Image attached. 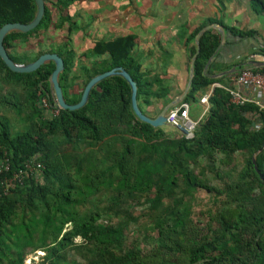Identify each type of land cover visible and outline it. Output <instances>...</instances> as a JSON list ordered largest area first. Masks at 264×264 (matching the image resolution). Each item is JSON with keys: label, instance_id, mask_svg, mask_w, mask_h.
Masks as SVG:
<instances>
[{"label": "trees", "instance_id": "16d2710c", "mask_svg": "<svg viewBox=\"0 0 264 264\" xmlns=\"http://www.w3.org/2000/svg\"><path fill=\"white\" fill-rule=\"evenodd\" d=\"M44 1L34 30L5 37L9 57L27 65L46 53L60 56L59 83L70 105L80 102L94 77L120 67L137 83L142 112L156 118L166 105L148 110L163 96L151 92L158 80H148L132 55L133 36L97 42L89 54L94 61L82 68V91L71 92L76 76L69 43L43 50L39 38L51 29L56 10L72 0ZM250 2L264 15V0ZM36 14L35 0H0V29L29 24ZM76 30L69 26L68 35ZM219 44L213 30L201 37L182 102H200V92L216 83L205 68ZM254 53L264 57V45ZM239 67L235 75L244 68L264 72L249 62ZM54 70L50 61L17 73L0 57V160L7 155L11 162L0 175V264H25L37 252L44 255L35 264H264V108L232 103L225 89L230 84L214 88L205 118L187 139L178 128L172 135L166 130L172 127L139 119L121 75L98 82L84 107L61 109L51 89ZM6 86L19 87L21 99L10 98ZM42 99L59 114L45 109ZM8 109L20 115L23 130H14ZM19 170L25 171L22 183H5Z\"/></svg>", "mask_w": 264, "mask_h": 264}, {"label": "crops", "instance_id": "0c3cea01", "mask_svg": "<svg viewBox=\"0 0 264 264\" xmlns=\"http://www.w3.org/2000/svg\"><path fill=\"white\" fill-rule=\"evenodd\" d=\"M61 19L69 21L62 29H54ZM210 20L216 22L209 25ZM71 25L77 30L68 35ZM212 26L224 29L225 38L221 49L210 58L208 67L206 65V75L216 80L214 85L230 84L229 87L240 90L243 95L264 106V94H260L259 89L242 88L234 81L239 66L250 61H264L260 55L250 59L258 55L254 51L264 45V15L253 8L250 0H72L67 8L62 6L56 10L51 29L39 40L43 50L63 42L69 43L74 52L72 75L76 76L71 92L78 95L82 91L79 92L83 83L82 68L94 61L95 58L89 54L96 43L133 36L132 55L148 80H158L151 92H159L163 96L151 99L153 105L148 110L153 111L180 100L188 91L200 32L209 27L203 35L213 30L218 32L220 43L222 41L219 28ZM225 27L242 32L253 31L255 34L241 37ZM32 44L38 42L35 40ZM219 79L224 82L219 83ZM214 85L200 92V102L191 105L190 116L194 121L201 122L205 118L209 108L201 103V99L212 94ZM172 129V135L178 134L175 128Z\"/></svg>", "mask_w": 264, "mask_h": 264}, {"label": "water", "instance_id": "95a60500", "mask_svg": "<svg viewBox=\"0 0 264 264\" xmlns=\"http://www.w3.org/2000/svg\"><path fill=\"white\" fill-rule=\"evenodd\" d=\"M35 2L37 5V14H36V17L34 18V20L32 22H30L29 24L10 23V24L4 25L0 29V57L5 62L6 66L10 70H12L13 72H17V73H31V72L38 70L42 65H44L47 62H50V61L54 62L55 63V70L52 73L51 78H50L51 89L54 93V96H55V99H56L58 106L63 110H78V109L84 107L88 102L89 95H90L92 88L98 82H100L101 80H103L109 76L121 75L129 82V84L132 88V106H133V110H134L135 114L137 115V117L139 119H141L142 121L151 124L154 127H165V126H167L166 115H167L168 111L171 108L175 107L176 104L181 103L183 101V99L187 96L189 89L192 85V81L194 78V62H195L197 55L199 53V50H200L199 38L203 35V33L206 30L210 29L209 27L202 30L200 32L198 38H197L198 52L194 56V60H193V63L191 65L190 81H189L188 91L185 93V95L180 100H177L175 102H171L167 106H165V108L160 112V114L156 118H150V117L146 116L139 107L138 100H137V94H138L137 83L132 79V77L130 76V74L128 72H126L124 69H122L120 67L114 68L111 71H108L104 74H101V75L94 77L88 83V85L85 87L80 102L75 104V105H70L66 102L62 87L59 83V76L65 69L64 61L60 56H58L55 53H46V54H43L42 56H40L35 62H33L31 64H27V65H19V64L15 63L9 57V55H8V53L4 47L5 37L9 33H11L12 31H19V32L26 33V32L34 30L40 24V22L44 16L45 1L44 0H35ZM212 28H219V27L212 26ZM219 31L222 35V41H221L219 47L217 48L215 54L221 49V47L223 45L224 38H225L224 29L219 28ZM210 62H211V59L208 62L207 67L210 64ZM249 64L252 66H255L257 68L264 67V61H250ZM207 67H206L205 71H207V69H208ZM178 129L184 134L187 133L183 127H179Z\"/></svg>", "mask_w": 264, "mask_h": 264}, {"label": "built area", "instance_id": "2783aa9c", "mask_svg": "<svg viewBox=\"0 0 264 264\" xmlns=\"http://www.w3.org/2000/svg\"><path fill=\"white\" fill-rule=\"evenodd\" d=\"M259 57V55L251 56V60ZM235 83L242 88L250 89L256 88L260 90V94H264V72L255 71L250 68H244L235 77ZM213 88H225L221 84H215ZM231 97V102L236 105H244L246 103H256L257 100L251 99L242 94V92L236 88H225ZM211 95H207L201 99V103L206 104L209 108V98ZM41 104L45 109L51 110L52 115H58L60 108L50 109V104L46 99L41 100ZM191 105L188 102H181L178 106L171 108L166 115V124L172 128L183 127L186 130V138H194L195 131L197 130L200 121H194L190 116ZM259 105V104H258ZM260 106V105H259ZM264 108V106H260ZM27 169L33 172V168L27 165ZM11 170V162L7 155L0 160V175L8 173ZM24 170L14 172L11 178H6L5 183H22L24 178Z\"/></svg>", "mask_w": 264, "mask_h": 264}, {"label": "rangeland", "instance_id": "374dc122", "mask_svg": "<svg viewBox=\"0 0 264 264\" xmlns=\"http://www.w3.org/2000/svg\"><path fill=\"white\" fill-rule=\"evenodd\" d=\"M27 51H29V50H27ZM6 89H7L6 91L9 94L10 98H12L14 100V98H16V96H17L18 98L21 99V97H22V90L19 87L13 88L12 86H6ZM81 90H82V87L79 90V92ZM4 114L7 115L10 118V120L12 122V125H13L15 131L16 130H18V131L19 130H23V126L25 124L21 121L20 115H18L15 110H13V109L12 110H10V109L4 110ZM21 116H23V115H21ZM166 130L168 132H170L171 130L173 131V129H171V128H167ZM133 231H135V230H133ZM77 241L79 242L80 239H78ZM43 255H44L43 252H37L36 254H30V255L27 256V259L25 261V264H35L36 262H38L39 258L41 256H43Z\"/></svg>", "mask_w": 264, "mask_h": 264}]
</instances>
